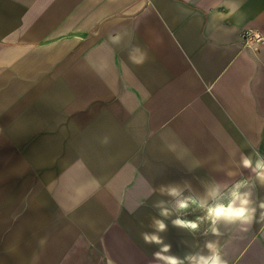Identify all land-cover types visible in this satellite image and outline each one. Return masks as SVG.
I'll return each instance as SVG.
<instances>
[{"label": "crops", "instance_id": "0c3cea01", "mask_svg": "<svg viewBox=\"0 0 264 264\" xmlns=\"http://www.w3.org/2000/svg\"><path fill=\"white\" fill-rule=\"evenodd\" d=\"M245 28L264 33V0H0V264H127L84 168L65 186L48 148L8 147L55 138L40 124L92 122L117 155L118 119L98 108L121 106L141 138L264 157V43L246 46Z\"/></svg>", "mask_w": 264, "mask_h": 264}, {"label": "rangeland", "instance_id": "374dc122", "mask_svg": "<svg viewBox=\"0 0 264 264\" xmlns=\"http://www.w3.org/2000/svg\"><path fill=\"white\" fill-rule=\"evenodd\" d=\"M73 93L76 94V91ZM98 110L103 115L111 114L118 119L115 124L121 138L117 141L118 147L122 145V148L117 149V155L109 153L113 144V140L108 137L109 133L95 132L94 124L87 121L54 123L52 128L51 124L39 125L44 128L48 126L49 129H43L39 134L49 135L52 130L55 138L22 140L6 138V141L8 147L12 146L17 150L34 146L35 143L38 148H48L46 157L39 158H42V162L47 161L49 164L47 167H51L53 160L59 161L62 171L58 173L61 175L52 169L50 173L56 175L51 179L56 180L59 176L63 178L65 186L69 185L65 174H72L79 166L85 169L87 194L95 192L98 206L99 190L102 215L111 219L110 222L114 225L109 233L112 235V243L118 246V256L127 264H157L153 253L159 250L160 246L146 244L142 233L154 231L152 220L158 216V209L154 205L160 200H173L159 191L161 186L177 185L185 196L205 197L213 184H220L221 197L226 202L232 185L253 176L250 170L243 168L233 156H230L228 163L212 162L210 155L205 153L202 143L200 151L203 152H198L199 148L194 146L195 140H185V143L190 144L175 149L171 136L155 140L141 138L139 132H132L140 130L137 124L127 126L124 121L125 107L102 106ZM86 119L92 120V116L87 115ZM147 120H150V113ZM149 125L146 123V126ZM105 137L107 143L103 142ZM49 146L55 148L50 149ZM12 157L5 156L6 164L13 162ZM92 158H96L100 164L95 171L90 166ZM253 200L257 206V222L247 232L221 225V235L217 236L211 232L205 235L208 223H204L197 232L192 233L172 225L171 220L177 215L173 213L169 218L160 217L168 224L167 230L160 235L165 243L171 245L170 254L180 258L187 254H208L205 244L213 240L217 242L222 256L229 264H264V222L259 221L260 212L264 211L259 208V203L264 201V186L258 181L253 189ZM212 202L209 199V203ZM129 209L134 211L130 214ZM202 215L203 210L193 206L184 214V218L194 220Z\"/></svg>", "mask_w": 264, "mask_h": 264}, {"label": "clouds", "instance_id": "9594fccd", "mask_svg": "<svg viewBox=\"0 0 264 264\" xmlns=\"http://www.w3.org/2000/svg\"><path fill=\"white\" fill-rule=\"evenodd\" d=\"M113 43H119L121 36L110 35ZM129 59L135 64H141L146 59V53L136 45L132 47L129 53ZM107 143V137L103 140ZM255 160L250 155H242L241 164L243 168L249 169L253 174L252 178L242 180L232 185L227 201L221 197V185L213 184L208 190L205 197H197L194 195H183V190L177 185L161 186L159 191L173 198L172 201L160 200L154 207L158 209V216L153 217L152 227L154 231H145L142 233L143 241L146 244L159 245V250L153 253L157 264H229L218 248L216 241L209 240L205 247L208 254L195 253L187 254L184 258L171 253V245L164 242V238L160 233L167 230L168 224L163 218H169L176 213V218L171 220L173 226L187 229L192 233L197 232L201 225L208 223L205 235L211 232L214 235H221L220 226L235 227L241 232H247L249 228L257 222V206L253 200V189L258 181L264 186V157ZM232 175V173H229ZM209 199L213 202L209 203ZM193 206L203 210L204 215L198 216L196 219H186L184 214ZM259 208L264 210V201L259 203ZM134 210L129 209L131 214ZM259 221L264 222V211L260 212Z\"/></svg>", "mask_w": 264, "mask_h": 264}, {"label": "built area", "instance_id": "2783aa9c", "mask_svg": "<svg viewBox=\"0 0 264 264\" xmlns=\"http://www.w3.org/2000/svg\"><path fill=\"white\" fill-rule=\"evenodd\" d=\"M242 40L246 46L257 49L260 44L264 43V33L259 29L245 28L242 32Z\"/></svg>", "mask_w": 264, "mask_h": 264}]
</instances>
